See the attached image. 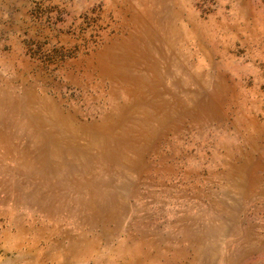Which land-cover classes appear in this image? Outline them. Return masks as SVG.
I'll return each mask as SVG.
<instances>
[{
  "label": "rangeland",
  "instance_id": "374dc122",
  "mask_svg": "<svg viewBox=\"0 0 264 264\" xmlns=\"http://www.w3.org/2000/svg\"><path fill=\"white\" fill-rule=\"evenodd\" d=\"M0 264H264V0H0Z\"/></svg>",
  "mask_w": 264,
  "mask_h": 264
},
{
  "label": "bare ground",
  "instance_id": "6f19581e",
  "mask_svg": "<svg viewBox=\"0 0 264 264\" xmlns=\"http://www.w3.org/2000/svg\"><path fill=\"white\" fill-rule=\"evenodd\" d=\"M24 164V163H23ZM61 168V167H60ZM60 168H58V169H60ZM58 171V170H57ZM60 171V170H59Z\"/></svg>",
  "mask_w": 264,
  "mask_h": 264
}]
</instances>
